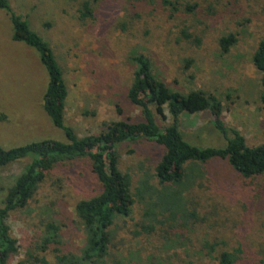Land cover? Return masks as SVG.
<instances>
[{"label": "rangeland", "instance_id": "obj_1", "mask_svg": "<svg viewBox=\"0 0 264 264\" xmlns=\"http://www.w3.org/2000/svg\"><path fill=\"white\" fill-rule=\"evenodd\" d=\"M11 9L50 45L67 87L64 124L78 137L96 135L116 120H141L127 98L135 64L143 54L152 73L181 93L202 90L221 103V118L247 145L264 141L260 73L252 54L264 38V0H8ZM84 4L90 13L84 15ZM234 44L222 52L220 39ZM48 75L37 51L12 39V25L0 9V147L42 140L66 141L43 107ZM120 110V112H118ZM156 117L163 128L170 123ZM183 139L197 147H223L208 111L178 117ZM164 148L138 139L118 146L119 168L128 174L134 199L127 217L112 226L108 264H216L203 256L236 253L233 264H264V174L243 177L224 159L184 165L180 183L159 184L155 166ZM30 158L0 166V206ZM101 185L87 157L66 160L49 170L28 204L13 210L7 223L18 251L8 264L55 262L54 248L78 253L84 231L74 207L97 195ZM173 219L163 206L178 203ZM148 212H150L148 214ZM162 221L158 223L151 219ZM55 224L59 243L40 245L46 225ZM153 224L152 231L141 227ZM235 250H239L236 252ZM202 255L197 259V253Z\"/></svg>", "mask_w": 264, "mask_h": 264}, {"label": "trees", "instance_id": "obj_2", "mask_svg": "<svg viewBox=\"0 0 264 264\" xmlns=\"http://www.w3.org/2000/svg\"><path fill=\"white\" fill-rule=\"evenodd\" d=\"M165 2L169 3L167 0ZM84 8L86 12L84 15L89 14L90 9L87 4H84ZM0 9L7 14L11 22L12 39L22 41L37 51L48 75L43 95L44 110L53 125L62 129L66 137L65 142L42 140L10 149L0 147V166L30 158L24 171L7 188L0 206V264H8L18 251L17 240L11 235L7 223L9 214L15 209L25 207L46 173L66 160L87 157L91 170L101 185V190L97 195L80 199L74 207L76 217L84 231L83 246L78 253H62L59 248H54L53 264H108L114 221L118 217L129 216L134 203L129 176L119 168L118 146L123 142L145 139L156 141L163 146L164 152L155 166V176L161 185L180 183L186 163H206L215 158L226 160L231 168L243 177L264 174V141L257 146L247 145L244 136L237 129L227 127L222 121L221 103L215 95L202 90H190L187 93L172 90L152 73L150 61L143 54H134L131 57L135 69L127 91L128 100L140 109L141 120L111 121L104 124V129L96 135L78 137L71 127L64 124L67 87L50 45L30 29L21 15L11 9L8 0H0ZM234 42L235 38L232 34L223 36L220 39L222 52H227ZM252 63L260 73L259 100L264 107V38L258 42L252 54ZM165 108L170 123L161 128L157 124L156 117L165 120L167 118L164 113ZM201 111H208L211 114L213 126L226 139L225 146L202 148L191 145L183 139L178 130V117L183 112L193 114ZM180 208L179 199L178 203L171 202L162 209L169 212L168 218L173 219ZM150 216L154 221L163 223L155 219V215ZM141 228L152 231L154 225L146 224ZM58 229L53 223L46 225L40 245L41 250H46L50 244L59 243ZM215 245L216 243L205 242L203 247L207 252L203 256L213 259L216 264L235 262V252L222 251L215 256L212 255ZM196 255L199 259L202 251ZM35 260L41 264H48L44 257ZM114 264L126 263L119 258L114 260Z\"/></svg>", "mask_w": 264, "mask_h": 264}]
</instances>
